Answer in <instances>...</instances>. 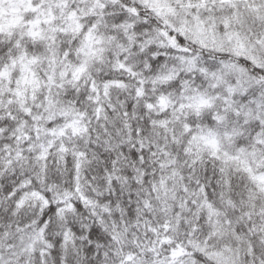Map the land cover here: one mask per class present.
<instances>
[{
	"label": "snow or ice",
	"instance_id": "1",
	"mask_svg": "<svg viewBox=\"0 0 264 264\" xmlns=\"http://www.w3.org/2000/svg\"><path fill=\"white\" fill-rule=\"evenodd\" d=\"M0 264H264V0H0Z\"/></svg>",
	"mask_w": 264,
	"mask_h": 264
}]
</instances>
